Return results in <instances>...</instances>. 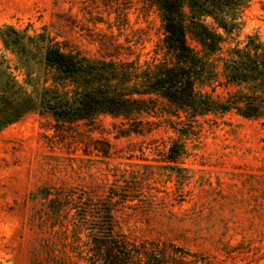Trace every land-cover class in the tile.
<instances>
[{
	"label": "rangeland",
	"instance_id": "1",
	"mask_svg": "<svg viewBox=\"0 0 264 264\" xmlns=\"http://www.w3.org/2000/svg\"><path fill=\"white\" fill-rule=\"evenodd\" d=\"M263 4L251 0L223 56L247 36L264 41ZM4 25L31 34L46 29L95 59L164 58L162 19L150 0H0ZM0 50L16 66L1 41ZM151 120L156 124L148 133L122 136L127 126L109 116L87 126L33 112L1 129L0 264H68L55 257L65 240L49 203L97 201L119 187L137 198L114 214L133 239L166 243L171 254L185 256L181 249L189 264H264V120L199 118L183 138L165 117ZM177 140L188 156L171 171L166 154Z\"/></svg>",
	"mask_w": 264,
	"mask_h": 264
},
{
	"label": "trees",
	"instance_id": "2",
	"mask_svg": "<svg viewBox=\"0 0 264 264\" xmlns=\"http://www.w3.org/2000/svg\"><path fill=\"white\" fill-rule=\"evenodd\" d=\"M150 1L164 30L159 62L95 59L55 41L46 29L31 34L28 28L0 26L3 51L17 63L0 50V130L33 112L87 126L109 116L127 126L122 136L148 133L156 124L151 118L165 117L179 138L189 136L199 118L264 120V41L247 36L223 56L251 0ZM218 87L229 91L217 94ZM187 156L185 142L173 141L166 154L170 170ZM130 194L119 187L97 201L52 200L50 216L65 240L55 257L68 264L192 263L181 249L185 256L171 254L169 244L139 242L122 231L114 214L137 199Z\"/></svg>",
	"mask_w": 264,
	"mask_h": 264
}]
</instances>
